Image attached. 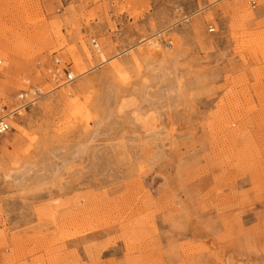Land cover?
<instances>
[{
    "label": "rangeland",
    "instance_id": "1",
    "mask_svg": "<svg viewBox=\"0 0 264 264\" xmlns=\"http://www.w3.org/2000/svg\"><path fill=\"white\" fill-rule=\"evenodd\" d=\"M256 1L0 0V264H264Z\"/></svg>",
    "mask_w": 264,
    "mask_h": 264
},
{
    "label": "built area",
    "instance_id": "2",
    "mask_svg": "<svg viewBox=\"0 0 264 264\" xmlns=\"http://www.w3.org/2000/svg\"><path fill=\"white\" fill-rule=\"evenodd\" d=\"M249 3L253 9L257 8L258 3L255 0H249ZM214 29L212 30V32ZM97 43L96 40L93 41L95 45ZM53 63L48 67V77L49 81L53 86H56L57 89L68 86L69 84L74 83L79 76H77L71 65L64 62V60L56 55L53 58ZM1 65V63H0ZM26 89L20 91L17 96L18 102L23 107H28L35 103L36 101L43 98L46 93L40 87L30 85L29 83ZM6 106L0 102V136L5 135L11 130V125L9 123V115H5Z\"/></svg>",
    "mask_w": 264,
    "mask_h": 264
},
{
    "label": "bare ground",
    "instance_id": "3",
    "mask_svg": "<svg viewBox=\"0 0 264 264\" xmlns=\"http://www.w3.org/2000/svg\"><path fill=\"white\" fill-rule=\"evenodd\" d=\"M256 1V0H255ZM158 43V42H157ZM98 45V43H96L94 46H97ZM160 48V47H159ZM152 50H153V48H152ZM159 50V52H161L162 53V49H158ZM144 51V50H143ZM142 51V52H143ZM155 52V51H154ZM146 53V52H145ZM168 53V52H167ZM147 54V53H146ZM176 54V53H175ZM176 57V56H175ZM146 58H147V56H146ZM145 57H144V59H146ZM166 54H165V52H163V58L161 59V64H159L160 66H163L164 64H163V62L165 63L166 62ZM151 59V58H150ZM149 59V60H150ZM148 60V61H149ZM53 63V62H52ZM156 65V64H155ZM148 67V66H147ZM152 73V72H151ZM154 74V73H153ZM154 82V81H153ZM88 85V84H87ZM115 86V85H114ZM118 88H119V84H118ZM124 88V87H123ZM142 89V88H141ZM117 90H119V89H117ZM116 92V91H115ZM118 92V91H117ZM172 93V92H171ZM116 94V93H115ZM127 94V93H126ZM125 95V94H124ZM132 95V94H131ZM116 96V95H115ZM138 96V95H137ZM112 98V97H111ZM109 99V97H107V100ZM109 105V104H108ZM108 108V107H107ZM120 108V107H119ZM123 111V110H122ZM108 113V112H107ZM109 114V113H108ZM115 117V116H114ZM110 118V117H109ZM118 118V117H117ZM107 119V118H106ZM109 120V119H108ZM125 120V119H124ZM109 124V123H108ZM119 124V123H118ZM123 125V124H122ZM115 126V125H114ZM120 127V126H119ZM138 127V126H137ZM112 128V127H111ZM120 129V128H119ZM107 130V129H106ZM110 131V130H109ZM118 133V132H117ZM26 164V163H25ZM29 170V169H28ZM27 171V170H26ZM33 171V170H32ZM17 172V171H16ZM25 172V171H24ZM22 170H21V174H25ZM30 173H32V172H30ZM5 175L6 176H9V175H11V174H9V171L7 170L6 172H5ZM17 175V174H16ZM222 263V262H221ZM220 263V264H221Z\"/></svg>",
    "mask_w": 264,
    "mask_h": 264
},
{
    "label": "crops",
    "instance_id": "4",
    "mask_svg": "<svg viewBox=\"0 0 264 264\" xmlns=\"http://www.w3.org/2000/svg\"><path fill=\"white\" fill-rule=\"evenodd\" d=\"M61 58L64 60V62H66L67 64L71 65L73 70H74V65H73V62L70 60V58L62 55Z\"/></svg>",
    "mask_w": 264,
    "mask_h": 264
}]
</instances>
